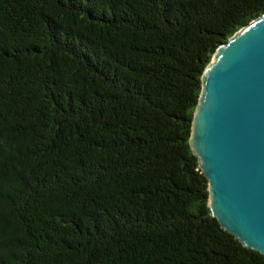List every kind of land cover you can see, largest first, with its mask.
Returning a JSON list of instances; mask_svg holds the SVG:
<instances>
[{
    "label": "trees",
    "instance_id": "1",
    "mask_svg": "<svg viewBox=\"0 0 264 264\" xmlns=\"http://www.w3.org/2000/svg\"><path fill=\"white\" fill-rule=\"evenodd\" d=\"M264 0H0V264H264L189 143L201 76Z\"/></svg>",
    "mask_w": 264,
    "mask_h": 264
},
{
    "label": "water",
    "instance_id": "2",
    "mask_svg": "<svg viewBox=\"0 0 264 264\" xmlns=\"http://www.w3.org/2000/svg\"><path fill=\"white\" fill-rule=\"evenodd\" d=\"M189 143L211 215L264 256V14L219 45L205 67Z\"/></svg>",
    "mask_w": 264,
    "mask_h": 264
}]
</instances>
